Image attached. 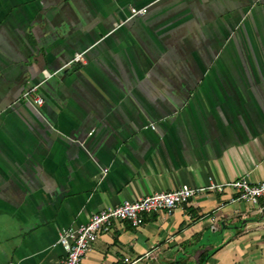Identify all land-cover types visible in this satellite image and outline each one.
I'll return each instance as SVG.
<instances>
[{"label": "crops", "instance_id": "crops-1", "mask_svg": "<svg viewBox=\"0 0 264 264\" xmlns=\"http://www.w3.org/2000/svg\"><path fill=\"white\" fill-rule=\"evenodd\" d=\"M241 176L264 180V0H0V264H59L58 229ZM234 196L113 222L82 263L264 264V197Z\"/></svg>", "mask_w": 264, "mask_h": 264}, {"label": "built area", "instance_id": "built-area-1", "mask_svg": "<svg viewBox=\"0 0 264 264\" xmlns=\"http://www.w3.org/2000/svg\"><path fill=\"white\" fill-rule=\"evenodd\" d=\"M146 11V6L130 7L127 19L137 15H144ZM79 60H81V54L77 53L72 57L71 62ZM56 72L57 70L51 73L42 71L40 83L53 77ZM40 83L24 89L21 93V98L34 109H38L43 103L42 98L36 93ZM150 127L152 128L153 125L150 124ZM91 133L92 130L87 133V136ZM76 142L79 145L83 144V141ZM105 171V169L102 170L101 176L104 175ZM226 190L232 191L236 200L246 201L251 205H258L259 199L264 197V180L252 183L245 176H241L232 181L215 182L208 178L206 183L199 187L181 185L171 190L154 192L134 200H122L117 205L102 208L91 214L86 222L76 228L58 229L56 231L55 244L60 245L63 250V257L59 264H83L82 259L96 238L100 234L108 232L113 222L126 221L132 227H138L147 214L161 211L170 213L174 208L184 204L188 199L199 193L205 191L223 193ZM123 260L127 262V258Z\"/></svg>", "mask_w": 264, "mask_h": 264}, {"label": "trees", "instance_id": "trees-1", "mask_svg": "<svg viewBox=\"0 0 264 264\" xmlns=\"http://www.w3.org/2000/svg\"><path fill=\"white\" fill-rule=\"evenodd\" d=\"M211 252L212 251H205L204 253L200 254L197 264H203Z\"/></svg>", "mask_w": 264, "mask_h": 264}]
</instances>
